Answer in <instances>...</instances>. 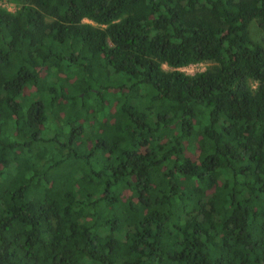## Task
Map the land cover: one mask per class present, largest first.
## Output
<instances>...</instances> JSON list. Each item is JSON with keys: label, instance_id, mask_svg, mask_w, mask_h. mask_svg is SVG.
I'll list each match as a JSON object with an SVG mask.
<instances>
[{"label": "trees", "instance_id": "16d2710c", "mask_svg": "<svg viewBox=\"0 0 264 264\" xmlns=\"http://www.w3.org/2000/svg\"><path fill=\"white\" fill-rule=\"evenodd\" d=\"M14 1L0 264H264V0Z\"/></svg>", "mask_w": 264, "mask_h": 264}, {"label": "rangeland", "instance_id": "374dc122", "mask_svg": "<svg viewBox=\"0 0 264 264\" xmlns=\"http://www.w3.org/2000/svg\"><path fill=\"white\" fill-rule=\"evenodd\" d=\"M19 5L20 3L14 0H0V7L5 8L8 11H14ZM83 21L89 22V20L87 19H84ZM247 30L250 38L253 41L260 43L264 47V36L260 32L257 22L254 20L251 21L248 25ZM213 66H214L213 63L201 62V63H194L184 67H180L178 68V70L182 71L185 74H192L194 72L204 70L205 68H211ZM162 68L169 69L165 64H162Z\"/></svg>", "mask_w": 264, "mask_h": 264}]
</instances>
